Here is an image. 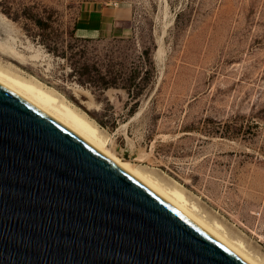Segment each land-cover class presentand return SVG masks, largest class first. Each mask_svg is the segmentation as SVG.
Segmentation results:
<instances>
[{"label":"rangeland","instance_id":"374dc122","mask_svg":"<svg viewBox=\"0 0 264 264\" xmlns=\"http://www.w3.org/2000/svg\"><path fill=\"white\" fill-rule=\"evenodd\" d=\"M91 3L121 10L125 31L78 38ZM0 65L52 89L264 262V0H0ZM86 72L135 76L140 93L97 90Z\"/></svg>","mask_w":264,"mask_h":264},{"label":"water","instance_id":"95a60500","mask_svg":"<svg viewBox=\"0 0 264 264\" xmlns=\"http://www.w3.org/2000/svg\"><path fill=\"white\" fill-rule=\"evenodd\" d=\"M0 264H250L0 81Z\"/></svg>","mask_w":264,"mask_h":264},{"label":"bare ground","instance_id":"6f19581e","mask_svg":"<svg viewBox=\"0 0 264 264\" xmlns=\"http://www.w3.org/2000/svg\"><path fill=\"white\" fill-rule=\"evenodd\" d=\"M0 81L33 101L53 116L64 122L66 125L87 138L117 162L122 164L137 177L151 186L154 190L212 232L250 264H264L255 255L246 250L243 241L232 239L221 224L217 221L211 222L200 214L197 206L191 203L185 194L177 187H170L161 183L157 178L144 171L137 164L131 163L122 158L108 146L107 139L99 132L97 125L85 114L79 112L67 103L64 98H60L52 89L44 86L36 79L22 77L21 74L0 65Z\"/></svg>","mask_w":264,"mask_h":264},{"label":"crops","instance_id":"0c3cea01","mask_svg":"<svg viewBox=\"0 0 264 264\" xmlns=\"http://www.w3.org/2000/svg\"><path fill=\"white\" fill-rule=\"evenodd\" d=\"M75 25V34L84 39L115 36L125 31L121 10L93 3L83 6Z\"/></svg>","mask_w":264,"mask_h":264},{"label":"trees","instance_id":"16d2710c","mask_svg":"<svg viewBox=\"0 0 264 264\" xmlns=\"http://www.w3.org/2000/svg\"><path fill=\"white\" fill-rule=\"evenodd\" d=\"M80 39L92 40V39H84V38H80ZM147 60H148V64L152 65V62L149 57ZM86 73L87 75L80 74L82 76L78 78L79 82L84 83V84L89 82L93 84V87L97 90L102 91L110 87H124L129 91L130 96L134 97L140 93L139 91L141 90L142 82L138 81L135 76L130 77L128 80L127 79L124 80V78L123 80H119L117 76H107V75L98 76V75H92L89 72H86Z\"/></svg>","mask_w":264,"mask_h":264}]
</instances>
